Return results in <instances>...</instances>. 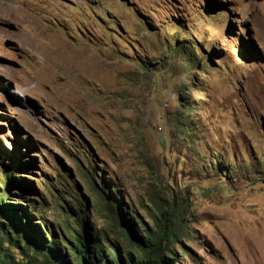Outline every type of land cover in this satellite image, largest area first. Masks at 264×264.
<instances>
[{
	"label": "rangeland",
	"instance_id": "374dc122",
	"mask_svg": "<svg viewBox=\"0 0 264 264\" xmlns=\"http://www.w3.org/2000/svg\"><path fill=\"white\" fill-rule=\"evenodd\" d=\"M0 169L12 244L45 223L75 264L69 206L126 264L110 214L146 238L174 203L164 263L264 264V0H0Z\"/></svg>",
	"mask_w": 264,
	"mask_h": 264
},
{
	"label": "trees",
	"instance_id": "16d2710c",
	"mask_svg": "<svg viewBox=\"0 0 264 264\" xmlns=\"http://www.w3.org/2000/svg\"><path fill=\"white\" fill-rule=\"evenodd\" d=\"M4 179L2 185L6 191L10 189V184L13 179L10 178L9 174L5 175ZM88 182H90V180H88ZM63 193H65L67 197L72 196L69 193ZM0 195V203H3L4 194L1 193ZM75 202V208L80 210V201L78 202L77 199H75ZM173 204L171 211L166 212L169 216L167 219L161 217L152 231H145L146 238L136 237V235L131 237L127 231L125 232L120 228L118 220L110 214L108 221L111 224V228L117 235L123 238L125 243L130 244V246L136 249V256L134 258L131 253L128 252L129 261L126 264H166L163 260V252L168 248V245L172 244L174 241H178L179 224L182 220V217L177 215L176 208ZM108 206L111 213H114V210H112V203L108 202ZM59 207L58 215H61L59 223L72 241L70 243L69 252L75 264H112L111 262H104L102 259L104 247L98 242L91 245L90 241L87 239L89 238V231L86 230L88 224L84 222V215L81 214L82 212H76L69 206H67V210H64L61 205ZM162 212L163 211H161V213ZM168 219L169 223H167ZM43 225L47 235L51 238V243H47L45 237H41L40 231L37 230L34 232L35 235L33 234L34 239L30 242L23 240L22 243L16 242L12 244L7 236L8 230L6 223L0 221V264H69L66 257L62 259V257L66 255L59 254V239L57 235L54 234L53 236V231L47 228L45 223ZM15 230L16 232L21 231L23 235H26L25 232L28 231L27 227L21 224V221L20 223L17 222ZM3 231L6 232L3 233ZM37 237L40 239L37 240ZM4 243H11L13 248L19 251L18 256L12 253V249L8 246L9 244ZM114 246L116 249H112L111 259L116 260L115 264H120L117 252L118 246L117 244Z\"/></svg>",
	"mask_w": 264,
	"mask_h": 264
}]
</instances>
